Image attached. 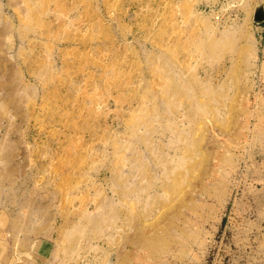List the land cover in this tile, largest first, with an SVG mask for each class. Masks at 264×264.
Returning <instances> with one entry per match:
<instances>
[{
    "label": "rangeland",
    "instance_id": "rangeland-1",
    "mask_svg": "<svg viewBox=\"0 0 264 264\" xmlns=\"http://www.w3.org/2000/svg\"><path fill=\"white\" fill-rule=\"evenodd\" d=\"M262 9L0 0V264H264Z\"/></svg>",
    "mask_w": 264,
    "mask_h": 264
},
{
    "label": "water",
    "instance_id": "water-1",
    "mask_svg": "<svg viewBox=\"0 0 264 264\" xmlns=\"http://www.w3.org/2000/svg\"><path fill=\"white\" fill-rule=\"evenodd\" d=\"M255 17H256V19L258 21L263 20L264 19V11H263V9L259 10V11L257 10L256 14H255Z\"/></svg>",
    "mask_w": 264,
    "mask_h": 264
},
{
    "label": "bare ground",
    "instance_id": "bare-ground-1",
    "mask_svg": "<svg viewBox=\"0 0 264 264\" xmlns=\"http://www.w3.org/2000/svg\"><path fill=\"white\" fill-rule=\"evenodd\" d=\"M122 261V260H121ZM124 263H125V261H124ZM118 264V263H117Z\"/></svg>",
    "mask_w": 264,
    "mask_h": 264
}]
</instances>
